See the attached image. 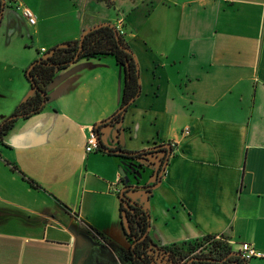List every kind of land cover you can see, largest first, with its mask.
<instances>
[{"label": "crops", "instance_id": "crops-1", "mask_svg": "<svg viewBox=\"0 0 264 264\" xmlns=\"http://www.w3.org/2000/svg\"><path fill=\"white\" fill-rule=\"evenodd\" d=\"M94 3L105 4L90 0L65 22L50 13L43 28L47 17L31 26L11 6L0 38L41 46L49 33L46 53L122 20L140 94L122 124L104 125L101 142L112 151L172 147L152 196H129L149 209L163 245L214 235L237 252L264 253V0H110L115 21ZM36 60L9 63L19 74ZM5 84L0 78V94ZM28 85L19 102L0 95V123L34 96ZM124 86L113 56L82 59L56 73L43 111L18 120L0 142V264H120L129 244L119 193L136 180L128 160L86 147L95 126L118 112ZM152 175L141 184H153Z\"/></svg>", "mask_w": 264, "mask_h": 264}, {"label": "trees", "instance_id": "trees-1", "mask_svg": "<svg viewBox=\"0 0 264 264\" xmlns=\"http://www.w3.org/2000/svg\"><path fill=\"white\" fill-rule=\"evenodd\" d=\"M104 1L108 6L111 5L110 0ZM7 6L0 0V17L3 16ZM112 27L107 26L95 30L85 36L80 57L77 61L98 56H113L118 65L123 66L125 72V86L123 91L122 103L120 108L129 106L131 101L137 99L140 94V70L133 51L125 42L124 37L119 33L116 26L110 23ZM118 33L120 43L127 52L119 46L116 37ZM80 40L70 41L52 48L40 58L32 63L30 76H28V68L24 74L34 91V96L21 103L15 111L0 125V142L3 141L7 133L14 127L15 123L21 119H28L43 111L48 101V87L52 83L56 73L68 68L70 62L75 59L76 54L80 49ZM130 105L128 109L131 107ZM115 115V114H114ZM124 113L116 116L112 123H120ZM12 118V119H10ZM104 126H95L94 133L98 139V151L109 155H116L129 159H137L142 155L163 153L165 162L167 160V152L165 150L149 149L140 152H123L116 154V151L107 150L101 142V129ZM161 145H159L160 147ZM165 171L163 170V173ZM120 200V214L124 220V229L128 239L133 242L144 236L149 227L147 210L136 207L132 208V213L127 212L126 199ZM126 209V210H125ZM133 240V241H132ZM150 242V241H149ZM150 247V257L152 263L155 264H186L191 259L195 262L192 264H219L227 258L224 264H249L250 261L245 260L242 256L243 251L237 252L233 250L225 236L208 235L201 239L185 241L170 246H158L153 242ZM139 247L145 246L139 244ZM238 255H235V254ZM153 254V255H152ZM157 256L158 260H154ZM145 264V262H142Z\"/></svg>", "mask_w": 264, "mask_h": 264}, {"label": "rangeland", "instance_id": "rangeland-1", "mask_svg": "<svg viewBox=\"0 0 264 264\" xmlns=\"http://www.w3.org/2000/svg\"><path fill=\"white\" fill-rule=\"evenodd\" d=\"M24 6L30 8L36 15L37 19L46 18V22L41 23V28L44 27V25L50 26V13H56L59 17L64 14L65 18L64 21L59 22H65L67 13L75 14V17L78 18L80 11L82 12L84 8L89 9L91 7L90 0H19ZM95 4L94 12L98 15H110L112 21H115L117 18V12L113 8H109V6L105 4ZM14 6V4H13ZM66 9H70V12H67ZM51 10V11H50ZM58 19H52V23H57ZM120 20H117V23ZM116 23V25H117ZM99 25V24H98ZM115 25V26H116ZM42 32H48L45 30H42ZM50 34L44 33L41 37V46H37L35 43H32V41L21 43L19 41L13 42V45H7V42L2 37L0 38V78L1 80H5L7 86V89L5 88L2 94H0L2 97H6V101L9 100V102H19L22 99V96L20 97L19 91L24 84H29L24 71L17 74L16 70L14 69L15 63H9L10 60H13V62L17 61H26L31 57H36V59H39L40 56L44 55V52H40L41 47H48L50 49V42H49ZM82 37V35H81ZM81 37L78 40H81ZM23 42V41H22ZM52 49V48H51ZM5 56V58H4ZM7 62H2L4 60H8ZM32 63L30 64V66ZM5 66L7 71L5 70ZM29 66V67H30ZM13 70V71H11ZM8 81V82H7ZM4 86V85H3ZM4 94V95H3ZM6 95V96H5ZM20 105V104H19ZM18 105V106H19ZM17 106V107H18ZM11 114L7 117H10ZM4 117V115H0V118ZM7 119V118H6ZM102 252V251H101ZM101 258L107 259L103 254L101 255L100 252L98 253ZM94 257V254L91 258ZM113 259L115 258L114 255H112ZM118 257V256H117ZM119 258V257H118ZM256 260H264V259H253L250 260L255 262H259Z\"/></svg>", "mask_w": 264, "mask_h": 264}, {"label": "flooded vegetation", "instance_id": "flooded-vegetation-1", "mask_svg": "<svg viewBox=\"0 0 264 264\" xmlns=\"http://www.w3.org/2000/svg\"><path fill=\"white\" fill-rule=\"evenodd\" d=\"M3 4L6 5L7 8L11 7L6 1H5V3L3 2ZM3 17H4V14H3V16L0 17V24L3 20ZM77 54H76V56H77ZM80 54H81V51L79 53V57H80ZM30 68L28 69V71L30 70ZM29 76H30V74H29ZM0 125H1V123H0ZM155 147L156 146L149 148V149H154ZM149 149H147V150H149ZM114 151L119 152L118 154H121L122 151L128 152V151H124L120 148H116V150H114ZM143 151H146V150H143ZM156 154H158V156H156ZM156 154L142 155L141 157H139L137 159H129V158L124 157V159H126L130 162L129 167H130L131 172H132L131 175L133 176L134 180H136L135 184H128L127 185L126 183H124L123 187H122V189L127 188V190L125 191V199L127 200L126 202L128 203L127 212L132 213V211H133L132 208H136V207H141V208L147 210L148 215H149V217H148L149 227H148L147 232L144 236L140 237L138 240H135V241L132 240L133 242H131L126 235V231L124 229V220L120 214L123 232L126 236L128 244H129V247L126 251L117 253V256L119 257L117 259L120 261V264H142V262H145V264H155V263H152L151 257L149 256L150 255L149 254L150 253V247H151L150 242L151 243L153 242L155 245H158V246H170V245H163L161 238L158 235V233L152 231V223H151V216H150L149 209L146 206L139 204L138 202L134 201L129 196V193L138 192V191H144L148 194L149 197L152 196L153 190L156 189L159 181H161V179H162L163 168L165 166L164 154L163 153H156ZM121 158H123V157H121ZM155 159L158 161H155ZM147 171L153 173L152 176H154V178H155V182L153 184H147V183L141 184L142 177ZM100 239H102L101 241H105L103 237H101ZM139 244L145 245L143 247V249H142V247L138 246ZM175 244H177V243H175ZM153 259L159 261V263H160V260H158L157 256H154ZM226 261H227V258L224 259L223 261H221L219 264H224ZM193 262H195V260L191 259L186 264H192ZM180 264H182V263H180Z\"/></svg>", "mask_w": 264, "mask_h": 264}, {"label": "built area", "instance_id": "built-area-1", "mask_svg": "<svg viewBox=\"0 0 264 264\" xmlns=\"http://www.w3.org/2000/svg\"><path fill=\"white\" fill-rule=\"evenodd\" d=\"M6 2L10 6L14 7L18 12H20L22 17L24 19H26L27 22L31 26H35L37 24L36 15L34 14V12L30 8L22 5L21 3L17 2L16 0H6ZM13 4H14V6H13ZM116 28L122 36L125 35L122 20L118 21ZM42 52H45V50H42ZM186 133L188 134V132H186ZM94 151H98V139H97L96 134L94 132H92L89 136L88 144L86 147V152L91 153ZM242 256L244 257L245 260H248V261H250L252 259H257V258L264 259V253L256 250L253 247H248V248L244 249Z\"/></svg>", "mask_w": 264, "mask_h": 264}, {"label": "water", "instance_id": "water-1", "mask_svg": "<svg viewBox=\"0 0 264 264\" xmlns=\"http://www.w3.org/2000/svg\"><path fill=\"white\" fill-rule=\"evenodd\" d=\"M2 1L5 3L6 0H2ZM107 26H109V27L111 26V27H112V25H111L110 23H107V22H106V23H101V24H99V25H96V26H94V27H92V28H90V29H88V30H86V31L84 32V34L82 35L81 40H80V44H79L80 49H79V52H78L77 56L75 57V59H74L73 61L70 62L71 65H73L74 62L77 61V60L79 59V53H80V51H81V49H82V47H83V41H84L85 36L88 35L89 33L93 32V31H95V30H98V29H100V28L107 27ZM116 37H117V40H118V42H119V46H120L123 50H125V51H127V52H130V50L126 49L124 46L121 45V43H120V37H119L118 33H116ZM135 58H136V57H135ZM136 61H137V60H136ZM122 67H123V66H122ZM31 69H32V67L30 68V70H31ZM30 70L28 71V76H29V74H30ZM137 98H138V97H137ZM135 101H136V99L132 100L131 103H130V105H133ZM130 105H129V106H130ZM129 106H126V107H123V108L119 109L118 112H117L114 116H112L111 118L105 120V121L102 122V123H99V124L96 125V126H97V127H98V126H104V125L106 126V125H108V124H111V123L113 122L114 118H115L116 116L122 114V113H124V116H125L126 112L128 111V107H129ZM124 116H123V119H124ZM10 119H12V118H10ZM123 119H122V121H121L120 123H118V124H122ZM123 134H124V133H123V130H120V135H121V136H120V140L123 139ZM156 147H157V146H156ZM155 150H156V151H157V150H165V151L167 152V160H166V162H165V166H164V168H163V170L165 171L166 166L168 165V162H169V158H170V156L172 155V147H171L170 145L166 144V145H161L160 147L158 146V148H155ZM118 153H119V152H116V154H118ZM156 156H158V154H156ZM155 161H158V160L155 159ZM160 182H161V181H159L158 185L160 184ZM156 188H157V187H156ZM126 190H127V188H124V189L120 190V194H119V197H120V198L125 199V191H126ZM89 254H90V253H89ZM235 255H238V254H235Z\"/></svg>", "mask_w": 264, "mask_h": 264}]
</instances>
